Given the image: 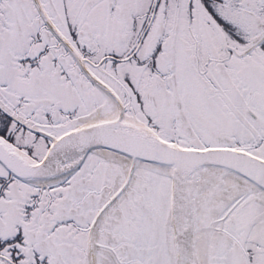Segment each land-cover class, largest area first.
<instances>
[{"label": "snow or ice", "instance_id": "obj_1", "mask_svg": "<svg viewBox=\"0 0 264 264\" xmlns=\"http://www.w3.org/2000/svg\"><path fill=\"white\" fill-rule=\"evenodd\" d=\"M0 264H264V0H0Z\"/></svg>", "mask_w": 264, "mask_h": 264}]
</instances>
